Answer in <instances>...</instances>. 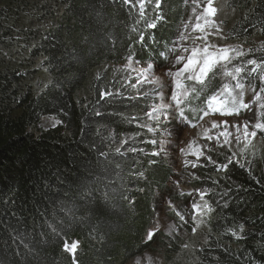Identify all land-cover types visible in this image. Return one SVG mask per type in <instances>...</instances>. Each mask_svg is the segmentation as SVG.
Listing matches in <instances>:
<instances>
[{"label":"trees","instance_id":"1","mask_svg":"<svg viewBox=\"0 0 264 264\" xmlns=\"http://www.w3.org/2000/svg\"><path fill=\"white\" fill-rule=\"evenodd\" d=\"M186 1L0 0V264H127L152 248V203L171 170L142 138L163 131L145 132L150 95L114 75L129 59L167 62ZM225 8L228 42L245 48L231 76L214 68L194 86L192 105L244 70L264 88V0ZM240 157L187 173L210 213L183 264H264V152Z\"/></svg>","mask_w":264,"mask_h":264},{"label":"rangeland","instance_id":"2","mask_svg":"<svg viewBox=\"0 0 264 264\" xmlns=\"http://www.w3.org/2000/svg\"><path fill=\"white\" fill-rule=\"evenodd\" d=\"M225 2L186 1L183 7L188 11L187 16L184 12L177 24L173 52L164 65L129 59L115 68L114 76L122 90L150 95V104L140 123L145 132L163 133L142 138V145H150L153 159L166 162L171 170L165 188L155 193L153 217L146 236L147 241L154 235L162 240L155 239L149 251L127 264L186 263L196 245L199 227L210 213L204 199L206 192L189 187L187 173L215 159L218 153L224 152L226 160L245 163L241 154L254 150L264 152V141L260 138L264 132V109L261 110L264 88L257 94L247 86L242 87L246 70L239 73L236 81L227 80L215 95L201 104L197 120L189 122L184 113L194 86L213 68L231 76L233 70L228 64L245 48L228 42L229 36L224 33L229 24L225 19ZM57 123L53 117L41 119L45 128ZM174 193L184 194L185 198L174 201ZM172 242L178 245L174 247ZM69 250L72 252L74 246H69ZM176 251L182 252L174 255Z\"/></svg>","mask_w":264,"mask_h":264},{"label":"clouds","instance_id":"3","mask_svg":"<svg viewBox=\"0 0 264 264\" xmlns=\"http://www.w3.org/2000/svg\"><path fill=\"white\" fill-rule=\"evenodd\" d=\"M171 55H172V54H171ZM170 57H171V56H170ZM170 57H169V58H170ZM169 58H168V59H169ZM247 87H248L249 89H251L254 93H257V94H261V93H262V87H263V86H259V85H258L257 89H256L255 86H253V85H247ZM194 91H195V90L193 89V91L191 92V96L194 94ZM192 97H193V96H192ZM261 110H263V108H262ZM261 110H260V111H261ZM195 120H197V119H195ZM195 120H192V121H195Z\"/></svg>","mask_w":264,"mask_h":264}]
</instances>
